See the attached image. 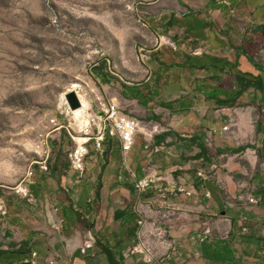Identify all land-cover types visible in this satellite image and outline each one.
Listing matches in <instances>:
<instances>
[{
	"label": "rangeland",
	"instance_id": "obj_1",
	"mask_svg": "<svg viewBox=\"0 0 264 264\" xmlns=\"http://www.w3.org/2000/svg\"><path fill=\"white\" fill-rule=\"evenodd\" d=\"M212 2L0 0V252L9 253L0 255V264H74L77 251H82L81 247L88 250V243L92 248L85 255L81 253L83 261L107 264L93 242H82L79 222L81 228H91L98 216L97 184L121 182L128 185L129 181L134 184L135 178L124 168L123 161L118 163L114 159L119 149L117 139L106 142L101 149L105 151L103 154L95 153L92 141L84 173L79 177L72 174L69 156L76 147L73 138L82 125H77L67 114L69 105L65 95L78 84L90 112L100 121L97 99L110 101L118 96L124 84H134L157 71V63L148 58L152 55L148 51L159 43L183 37L178 31V22L174 23L173 19L180 20L188 12L203 19L199 14L201 8ZM155 87L156 82L152 84V88ZM147 104L150 116L157 105ZM175 138L177 141L178 137ZM135 143L141 148L138 137ZM207 153L209 160L199 162L200 178L205 175L206 179L221 170L229 159L237 162L236 156L218 155L214 146H210ZM183 160L185 164L189 157ZM47 164L49 170L44 171ZM173 164L175 162L169 165ZM174 177L178 180L177 175ZM21 187L28 188L30 193L22 195L17 190ZM176 192L181 191L162 189L156 197L165 203L158 207L167 213L163 220L171 230H166L162 244L169 245L176 237L172 248L167 246L169 252L164 257H171L168 264H190L200 246L198 239H190L199 234L201 242L207 232L200 222H213L220 216L201 210L197 233L187 237L188 233L184 232L191 224L182 218L188 202L182 201L180 206L173 207ZM197 193L200 206L202 199H207L205 193L202 195L200 184ZM223 193L224 190L219 189L218 194ZM126 201L123 198L119 206L126 205ZM105 204L108 206V202ZM64 209L72 215L71 221L63 222ZM143 227L141 221L137 225L135 249L131 250L137 254V264H141V260L149 264L141 251ZM261 231H264V222ZM179 232L182 237L177 238ZM213 235L214 239H226L216 231ZM207 237H211V232ZM19 249L25 253L17 254L15 251ZM174 249L181 255L176 261L172 255ZM124 255L130 257L129 249ZM237 256H242L239 264H248L246 256L252 258L253 253H237ZM256 259L264 264V253L259 251Z\"/></svg>",
	"mask_w": 264,
	"mask_h": 264
},
{
	"label": "crops",
	"instance_id": "obj_2",
	"mask_svg": "<svg viewBox=\"0 0 264 264\" xmlns=\"http://www.w3.org/2000/svg\"><path fill=\"white\" fill-rule=\"evenodd\" d=\"M213 2L201 8L203 19L191 12L180 20L173 19L183 37H174L148 51L152 54L148 58L157 63V71L134 84H124L118 96L110 100L137 119L140 127L132 149L123 155L118 143L119 149L113 155L118 163L123 161L124 168L135 178L134 184H97L98 216L91 228H81L79 222L82 242H93L107 264H137V254L132 251L141 221V251L148 263L160 260L156 264H168L171 260L164 255L176 237L169 245L162 244L166 230H170L163 220L167 213L158 207L165 203L156 198L162 189L181 191L175 193L173 207L188 202L182 214V220L191 224L184 232L187 237L197 233L201 210L220 216L213 222H200L211 237L200 242L198 234L190 239H198L200 244L190 264H239L242 256L237 253H253L252 258L246 256L248 264H262L256 254L264 251V0ZM155 82L157 87L152 88ZM147 103L157 105L150 116ZM137 137L141 148L135 143ZM113 139L117 138L106 134L95 153L103 154L102 147ZM74 144L77 146L76 141ZM201 146L206 153L200 151ZM210 146L218 155L236 156L237 162L227 160L221 170L204 179L205 175L199 177V162L209 160ZM241 147L245 149L233 152ZM187 156L189 160L183 164ZM171 162L175 164L169 165ZM46 167L49 170L48 164ZM72 174L78 175L75 171ZM143 178L149 183L138 192L135 183ZM199 184L202 195H207V199L201 198L200 206ZM219 189L224 190L222 196ZM24 190V194L30 193L28 188ZM123 198L127 204L119 206ZM107 202L113 207L106 206ZM62 216L63 222L72 219L68 209ZM213 231L224 234L226 239H214ZM178 234L177 238L182 237L181 232ZM87 245L88 250L81 247L82 251H77L74 264H86L81 256L92 248V244ZM127 249L129 258L124 255ZM175 251L172 250L174 261L181 256ZM141 264H146L145 260Z\"/></svg>",
	"mask_w": 264,
	"mask_h": 264
},
{
	"label": "built area",
	"instance_id": "obj_3",
	"mask_svg": "<svg viewBox=\"0 0 264 264\" xmlns=\"http://www.w3.org/2000/svg\"><path fill=\"white\" fill-rule=\"evenodd\" d=\"M97 101L101 120L98 121L97 119L99 118H96L98 125H93L94 127L90 126L85 132L80 133L82 143H77L76 148L69 156L71 162L70 168L72 171L78 173L79 176L85 171V160L89 155V146L92 141L95 144V149L99 150L106 134L110 137H115L118 139L120 152L124 155L132 149L136 133L140 127V122L137 119L124 114L115 103L105 101L103 98H98ZM73 139L76 141L75 138ZM44 171H48L47 167L44 168ZM148 183L149 180L146 178L139 179L135 183V189L138 192H142ZM207 234L208 231L203 235L201 242L207 238ZM87 247L89 245H86Z\"/></svg>",
	"mask_w": 264,
	"mask_h": 264
},
{
	"label": "bare ground",
	"instance_id": "obj_4",
	"mask_svg": "<svg viewBox=\"0 0 264 264\" xmlns=\"http://www.w3.org/2000/svg\"><path fill=\"white\" fill-rule=\"evenodd\" d=\"M78 89H79V85L76 84L71 88V90L69 92H71V91L77 92L78 96L80 97V99L82 101L83 106L76 111L71 110L70 107L67 106L66 112L70 117H72L73 120H75L77 125H82L81 129L77 132V136L75 137L76 142L78 144H81L82 141H81L80 133L85 132L87 129L90 128V126L98 125V122H97L95 116L90 112V105H89L88 101L79 92ZM37 154H39V153H37ZM17 190L19 193L26 196V194H24L25 190L22 187H21V189L18 188Z\"/></svg>",
	"mask_w": 264,
	"mask_h": 264
},
{
	"label": "water",
	"instance_id": "obj_5",
	"mask_svg": "<svg viewBox=\"0 0 264 264\" xmlns=\"http://www.w3.org/2000/svg\"><path fill=\"white\" fill-rule=\"evenodd\" d=\"M65 96L71 110L76 111L83 106L82 101L78 96L77 92L71 91L66 93Z\"/></svg>",
	"mask_w": 264,
	"mask_h": 264
},
{
	"label": "trees",
	"instance_id": "obj_6",
	"mask_svg": "<svg viewBox=\"0 0 264 264\" xmlns=\"http://www.w3.org/2000/svg\"><path fill=\"white\" fill-rule=\"evenodd\" d=\"M245 148L244 147H241V148H238V149H234L233 150V152L234 153H238L239 151H243ZM200 151L201 152H203V153H206V150H205V148L204 147H200ZM217 153H218V151H217ZM222 245V244H221ZM223 248V247H222ZM17 254H19V255H22L23 253H25L24 251H22V250H18V251H15ZM5 254H9V253H7V252H0V255L2 256V255H5ZM227 254V253H226ZM7 260H8V258H6L5 259V262H7ZM231 263H233V261H231Z\"/></svg>",
	"mask_w": 264,
	"mask_h": 264
}]
</instances>
